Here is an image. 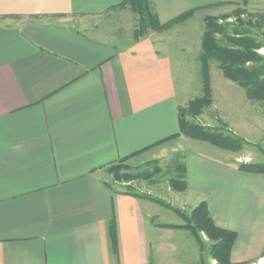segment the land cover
Returning a JSON list of instances; mask_svg holds the SVG:
<instances>
[{"label":"crops","instance_id":"crops-1","mask_svg":"<svg viewBox=\"0 0 264 264\" xmlns=\"http://www.w3.org/2000/svg\"><path fill=\"white\" fill-rule=\"evenodd\" d=\"M123 1L0 0V16L24 17L0 20V264H150L160 228L141 199L113 190L106 167L175 153L181 193L235 232L230 261L262 255L264 173L169 137L179 130L170 56L151 41L119 48L68 20ZM145 1L166 23L255 0Z\"/></svg>","mask_w":264,"mask_h":264},{"label":"rangeland","instance_id":"rangeland-1","mask_svg":"<svg viewBox=\"0 0 264 264\" xmlns=\"http://www.w3.org/2000/svg\"><path fill=\"white\" fill-rule=\"evenodd\" d=\"M262 1L255 0L251 6L229 4L189 12L159 30L150 26L143 28L142 16L135 13L127 2L102 14L73 16L68 20L78 26L90 25L96 38L116 44L119 48L129 49L134 47V43L151 41L161 53L169 55L175 67L179 108L188 121L206 131L233 137L234 147L224 148L207 140L181 135L187 137L194 147L239 166L264 162V100L247 97L245 88L226 77L216 60L206 58L202 39L206 33H211L220 45L238 50H243L241 44L244 40H253L259 45L247 50L261 59L258 62L250 60L247 65L264 63ZM23 18L21 15L0 16V20L15 23ZM197 97H204V102L188 110L190 101ZM177 154L155 159L158 160L156 167L147 163L131 165L127 159H118L106 167L108 183L115 191L141 199L143 213L160 228L149 254L150 264H223L212 255V238L202 230L197 231V237L189 232L187 226L191 223L193 209L201 201L190 200L191 197L181 193L182 190L169 184L170 179L175 177L173 161L175 158L182 161L181 155ZM116 167L118 175L113 170ZM145 169L150 172L144 173ZM133 173L141 175L120 178L123 174ZM262 256L264 254L253 260L235 263L260 264Z\"/></svg>","mask_w":264,"mask_h":264},{"label":"trees","instance_id":"trees-1","mask_svg":"<svg viewBox=\"0 0 264 264\" xmlns=\"http://www.w3.org/2000/svg\"><path fill=\"white\" fill-rule=\"evenodd\" d=\"M129 3L132 10L135 13L140 14L141 23L143 28L148 26L157 30L162 29L170 23L176 21L184 14L193 12V10L185 11L166 23H160L155 14L153 13L151 6L145 0H124L122 4ZM117 5V6H118ZM115 6V7H117ZM210 20V19H208ZM209 25L210 22L208 21ZM146 30V29H145ZM258 42L244 40L241 44L243 50L235 48H229L226 45H220L212 34L206 33L202 39L203 54L206 58L214 59L218 62L219 68L223 71L224 75L233 81L238 82L245 88L246 96L249 98L262 99L264 100V63L257 65H247L250 60H256L257 62L261 59L256 53L251 52L247 49L251 47H257ZM242 48V47H241ZM206 80V78H205ZM205 83H207L205 81ZM204 97H197L190 101L188 110H192L195 106H199L204 102ZM178 128L179 130L169 137H175L178 135H185L191 138H195L203 141H210L220 147L233 149V143L235 139L230 136H224L217 134L214 131H206L202 126H197L194 123L188 121L184 115V111L178 107ZM179 155V154H177ZM128 156L122 157L119 160H126ZM158 160L146 162L149 166L156 167ZM241 170L250 172H263L264 173V162L258 164H243L238 166ZM118 175V167L113 169ZM173 170H175V177H172L169 184L177 190H185V165L180 158H175L173 161ZM150 172L148 169L144 170V173ZM143 173V174H144ZM129 175V176H128ZM141 173L136 174H123L120 178H133L140 176ZM191 223L187 226L192 236L197 237V231L202 230L206 233L209 238L214 240L212 244V255L216 257L223 264H238L233 263L229 259V252L231 245L236 237L234 231L225 229L215 225L213 222L205 201H201L193 209ZM264 254V247L262 255Z\"/></svg>","mask_w":264,"mask_h":264},{"label":"built area","instance_id":"built-area-1","mask_svg":"<svg viewBox=\"0 0 264 264\" xmlns=\"http://www.w3.org/2000/svg\"><path fill=\"white\" fill-rule=\"evenodd\" d=\"M259 263L260 264H264V256H262V257L259 258Z\"/></svg>","mask_w":264,"mask_h":264}]
</instances>
